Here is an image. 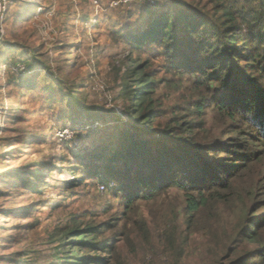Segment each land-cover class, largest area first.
I'll list each match as a JSON object with an SVG mask.
<instances>
[{
  "label": "rangeland",
  "instance_id": "1",
  "mask_svg": "<svg viewBox=\"0 0 264 264\" xmlns=\"http://www.w3.org/2000/svg\"><path fill=\"white\" fill-rule=\"evenodd\" d=\"M156 1L161 7L172 2ZM179 1L213 15L217 4ZM146 4L10 0L0 42V264H218L251 216L248 186L230 211L190 219L184 190L170 187L128 210L118 183L103 185L89 173L90 155L115 147L108 140L116 139L120 124L111 113L127 121L131 58L148 62L158 82V128L174 126V116L185 120L182 108H193L189 102L198 98L191 87L197 77L165 67L152 49L140 51L124 40L146 26ZM168 79L177 83L170 86ZM218 124L209 121L204 142L225 138ZM78 231L96 234L87 242L105 244V251L76 246ZM238 245V256L253 247L242 239Z\"/></svg>",
  "mask_w": 264,
  "mask_h": 264
},
{
  "label": "trees",
  "instance_id": "2",
  "mask_svg": "<svg viewBox=\"0 0 264 264\" xmlns=\"http://www.w3.org/2000/svg\"><path fill=\"white\" fill-rule=\"evenodd\" d=\"M215 1L214 15L179 0L166 7L156 1L148 5L146 26L123 35L137 50L152 49L163 57L165 67L197 77L191 87L198 98L189 102L193 108H182L187 111L185 120L174 116V126L157 127L158 82L147 70L148 62L131 58L135 64L129 70L135 80L124 88L130 101L127 121L112 112L120 124L116 139L108 140L115 141V147L108 155L91 154L85 163L103 185L115 181L121 186L128 210L139 199L151 201L172 187L184 190L190 219L203 217L210 210L230 211L239 192L250 187L251 216L218 264L233 254L230 264H264V0ZM211 119L219 123L225 138L204 142L202 133L211 131ZM209 221L208 226L213 225L214 220ZM207 231L213 233L211 227ZM77 233L76 246L90 243L96 251H105V244L87 242L96 234ZM241 239L253 247L238 256Z\"/></svg>",
  "mask_w": 264,
  "mask_h": 264
},
{
  "label": "built area",
  "instance_id": "3",
  "mask_svg": "<svg viewBox=\"0 0 264 264\" xmlns=\"http://www.w3.org/2000/svg\"><path fill=\"white\" fill-rule=\"evenodd\" d=\"M131 1H141V0H131ZM143 1L149 4L150 6L156 3V0H143ZM9 4H10V0H0V42L2 41L3 37L6 35L5 18L7 12L9 11Z\"/></svg>",
  "mask_w": 264,
  "mask_h": 264
}]
</instances>
